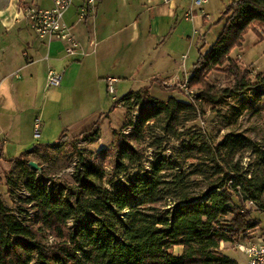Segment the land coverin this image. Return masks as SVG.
Segmentation results:
<instances>
[{
  "label": "trees",
  "instance_id": "1",
  "mask_svg": "<svg viewBox=\"0 0 264 264\" xmlns=\"http://www.w3.org/2000/svg\"><path fill=\"white\" fill-rule=\"evenodd\" d=\"M219 21L222 32L207 51L199 50L190 72L193 102L161 101L146 89L116 101L134 97L154 105L140 113L130 137L117 141L111 175L104 169L109 151H102L94 162L82 160L83 173L70 177L72 184L49 191L39 179L48 178L37 177L23 160L37 147L13 161L22 183L11 188L7 177L12 206L0 196V264H238L221 245L245 242L259 225L251 211L264 214V130L257 140L230 131L217 142L187 130L175 159L149 160V168L133 146L161 148L184 136L203 105L264 91V74L253 81L231 58L247 34L264 41V0L233 1ZM223 66L233 83L216 88L206 77ZM246 201L255 209L246 210Z\"/></svg>",
  "mask_w": 264,
  "mask_h": 264
},
{
  "label": "crops",
  "instance_id": "2",
  "mask_svg": "<svg viewBox=\"0 0 264 264\" xmlns=\"http://www.w3.org/2000/svg\"><path fill=\"white\" fill-rule=\"evenodd\" d=\"M233 1L205 0L196 6L193 0H97L94 12L83 20L75 2L63 16L78 45L76 54L69 56L63 42L38 38L23 17L22 6L49 9L50 0H8L0 8V174L11 169L9 162L33 150L26 151L36 118L44 127L47 105H40V98L52 88L46 87L49 70L62 75L60 86L50 90L57 113L96 107L95 114L103 115L113 108L112 100L129 92L146 89L155 98V86L180 99L176 89L162 83L176 74L189 79L190 69L181 73L186 54L192 62V51L199 52L209 35L214 37L206 51L215 43L224 27L221 15ZM189 11L191 18L186 17ZM108 77L117 80L114 93L120 99L107 92ZM94 126L100 131L96 122ZM13 152L20 155L12 158Z\"/></svg>",
  "mask_w": 264,
  "mask_h": 264
},
{
  "label": "rangeland",
  "instance_id": "3",
  "mask_svg": "<svg viewBox=\"0 0 264 264\" xmlns=\"http://www.w3.org/2000/svg\"><path fill=\"white\" fill-rule=\"evenodd\" d=\"M7 1L8 0H0V8L6 4ZM213 37L212 34L206 39V43L201 49L203 53L206 51V48L211 45ZM192 52H194V55H192V62H190L191 56H189L188 52L186 54L187 60H185V65L186 62L187 65L181 73H183V71L187 72V69L192 70L194 63H196L199 52ZM231 58L239 61L240 65H242V70H245V68L249 69L251 71L249 76L254 81V77L257 73L264 74V41L258 42L253 34H248L242 46L232 51ZM225 68L226 67L223 66L209 73L206 77L207 82L214 85L216 88L230 86L233 83V79L228 77ZM136 87L137 85L134 84L133 89ZM52 89H54V87L49 89L48 94L44 92V95L40 98V105L42 102H44V105H47L43 118L45 129L44 127L42 129L43 124L41 123L40 138L38 140L33 138L31 145L27 147L26 151L33 149V147L38 144H47L50 145V147L45 148L38 146L31 154L24 156L23 160L27 161L25 163L27 167L32 170L36 169L35 171L40 172L41 175H44L46 178H53L54 176L61 175L60 177H55L54 180L58 184L65 186L66 184L73 183V179L70 178L71 176H69L66 170L73 165L75 159L94 162L98 160L99 154L102 151H109V155H107L108 163L105 165L104 169L107 174L111 175L113 172L111 163L114 160L112 154L117 148L115 136L118 134L121 128L120 126L126 122L125 112L115 106L116 100H112L113 108H109V110L105 112L103 110V115L102 113L95 114L96 112H94V109L96 107L91 109L83 108L82 111L79 110L76 112L73 110L62 112V109H60L59 111L61 112L57 113L51 104L52 98L50 90ZM192 89L196 91V88ZM260 90L261 91L253 90L235 97L227 98L218 105H203L202 112L204 114L200 113L201 115L198 120L188 123L185 126L184 130H182L185 131L184 136L181 137V139H172L166 142L161 148L133 144V146L143 154V162L141 165L145 168H149L147 161L151 160L149 162H153L156 158L160 157L175 159L182 141L187 138V136H185L187 135V130L190 131V134H198V132L203 131L212 138H215V142L221 140V138L230 131L244 132L245 135L252 140H257L261 130H264V91H262V89ZM175 92L179 95L178 98L184 101L187 100L179 90ZM151 93L153 97L159 100H167L169 97V94L161 91L157 86L152 88ZM114 94L116 99L121 98L118 92ZM108 115L109 118L104 119V117L106 118ZM95 122L100 128V141L88 140L92 139V133L98 127L94 126ZM113 129L118 130L113 132ZM63 135L65 136L64 138H62ZM86 139L88 141L84 142L83 140ZM19 155L20 152H13L11 157L16 158ZM171 162L170 169H176L174 162ZM9 164L12 166L10 167L11 169L0 174V188L2 189L0 196L7 206H12L11 198L8 196L9 188L7 187V189H5L7 177L9 178L8 180L14 183L11 188H18L22 183V176L19 174L20 172L18 170L14 172V162H9ZM120 177L125 179L124 174ZM106 180L108 179L106 178ZM3 183H5V185H2ZM104 184L108 187L107 181H104ZM251 216L259 225L253 231V235L251 234L246 239L250 241L249 243H256L258 239L264 238V214L254 210L251 211ZM221 250L225 256L236 260L238 264H248L247 258L237 250L235 245L224 243V245H221ZM175 254H179L178 249L175 250Z\"/></svg>",
  "mask_w": 264,
  "mask_h": 264
},
{
  "label": "built area",
  "instance_id": "4",
  "mask_svg": "<svg viewBox=\"0 0 264 264\" xmlns=\"http://www.w3.org/2000/svg\"><path fill=\"white\" fill-rule=\"evenodd\" d=\"M167 3L171 0H161ZM205 0H193L194 5H200ZM51 7L49 9H41L33 6H22L21 11L23 17L27 20L30 29L37 35L40 39L46 40H58L64 43L65 53L69 56H73L77 51V43L74 37L71 35L69 28L66 26L63 20L65 12L74 5L75 2L79 4V18L83 20L88 14L94 12L97 5V0H50ZM193 12H187L186 17L191 18ZM185 57H183L184 60ZM62 75L55 72L54 70H49L46 77V87H59L61 84ZM116 79L108 77L106 79V88L109 94L114 93V84ZM164 87L179 90L188 101L193 102V97L196 94L192 88H188V77L181 78L179 75L172 76L168 81L162 83ZM151 101L137 100L132 97L126 101L117 102V108L122 109L126 114V126L121 127L118 134H116V140L123 142L125 140V132L128 130V126L131 125V119L134 118V113L139 111L140 106H144V103H150ZM41 119L38 117L35 119L33 124V138L38 140L40 138V128ZM99 130L92 133V139L90 141H100ZM83 140L84 142L88 141ZM84 169V161L78 159V165H71L66 172L69 176L74 174H82ZM36 170V169H34ZM37 172V177H41V173ZM61 175L49 178L50 181L57 183L54 178L60 177ZM246 210L255 209V205L250 202H244ZM237 250L242 253L248 260V264H264V238H260L256 243H245L236 244Z\"/></svg>",
  "mask_w": 264,
  "mask_h": 264
},
{
  "label": "bare ground",
  "instance_id": "5",
  "mask_svg": "<svg viewBox=\"0 0 264 264\" xmlns=\"http://www.w3.org/2000/svg\"><path fill=\"white\" fill-rule=\"evenodd\" d=\"M153 105L154 104L150 102V103H144V106L139 107V111H136V113H134V118L131 119V125L128 126V130L127 132H125L126 137H130L133 134L140 113L143 111H149L153 107ZM73 165H78V159L74 160ZM39 179H41L44 182L45 187L48 188L49 191L52 189L58 190V184L54 183V181H50L49 178L48 179L39 178Z\"/></svg>",
  "mask_w": 264,
  "mask_h": 264
}]
</instances>
